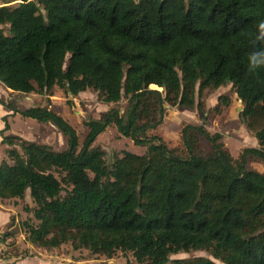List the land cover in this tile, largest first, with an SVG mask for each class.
I'll return each mask as SVG.
<instances>
[{
    "label": "trees",
    "instance_id": "obj_1",
    "mask_svg": "<svg viewBox=\"0 0 264 264\" xmlns=\"http://www.w3.org/2000/svg\"><path fill=\"white\" fill-rule=\"evenodd\" d=\"M264 0H22L0 6V83L12 92L71 95L91 89L115 104L72 126L45 106L12 112L55 125L67 148L6 135L0 199L29 190L36 223L22 222L29 243L137 264H218L171 254L206 251L222 264H264ZM230 84L258 147L233 158L219 132L187 123L179 147L153 132L166 104L192 108L205 89ZM156 86L157 88H152ZM121 101L125 104L120 105ZM227 97H218L226 104ZM1 102V100H0ZM200 106L201 103H198ZM202 106V105H201ZM256 127L257 119H261ZM145 148L108 165L93 145L107 127ZM14 145H18L17 149ZM11 146V147H10ZM251 159L262 171L247 168ZM5 242L9 232L2 233ZM0 264H15L2 261Z\"/></svg>",
    "mask_w": 264,
    "mask_h": 264
},
{
    "label": "rangeland",
    "instance_id": "obj_2",
    "mask_svg": "<svg viewBox=\"0 0 264 264\" xmlns=\"http://www.w3.org/2000/svg\"><path fill=\"white\" fill-rule=\"evenodd\" d=\"M153 87L156 88V86ZM4 93L1 94V97L5 98L8 104H14L19 109L45 106L60 115L75 130L79 147L82 146L87 133V128L83 122L89 118H100L107 109L115 106V104L101 103L98 92L91 89L80 92L77 96L69 95V93L59 87L53 88L52 95H39L38 93L27 95L8 90H5ZM220 96L227 97L228 101L226 104L218 102V97ZM198 103H201L202 106H199ZM124 104L125 101H121L120 105L123 106ZM241 108L242 103L237 99L230 84L214 90L205 89L202 94H196L195 106L192 108L166 104L163 122L153 133L159 135L169 147H179L181 145L180 130L183 125L187 123H204L205 128L210 133H221V141L224 147L233 158H237L243 149L241 147L243 145L240 142L242 134L248 132L247 124L239 114ZM13 113V115H9H16L13 121L10 119L12 130L31 138L28 141L48 144L54 150L67 148V137L55 125L49 122H39L22 116L17 112ZM260 121H262V118L254 121L258 123L256 127L262 124ZM255 129L257 128L254 126H252L251 130L249 129L252 136H254ZM6 135L14 136L15 134ZM20 138L24 139L23 137ZM251 141L252 139L249 137L247 143L250 144L252 143ZM93 145H99L105 151V160L108 165L112 163L115 156H121L123 151H129L134 154H143L145 151L144 147L133 144L130 138L121 136L114 126L107 127L104 132L99 134ZM5 146L9 147L7 144ZM14 146L19 149L18 145ZM5 157L7 159V155ZM247 168L261 171L263 164L258 159H251L247 163ZM0 203H4L5 206L13 209L10 225L5 226L0 232V235L4 232L10 233L5 242H0L1 262L11 261L14 257L20 256L21 258H41L50 261L52 264H137L130 252L122 253L117 251L112 257L107 258L104 255L93 254L87 249L73 250L69 243L49 250L36 244H31L28 242L22 227V222L27 219L36 223L32 212L26 210V207L31 208L34 205L30 198L29 190L25 192L23 198L0 199ZM194 256L207 257L218 264H222L219 260L213 259L206 251L202 250L179 252L171 254L170 258H189Z\"/></svg>",
    "mask_w": 264,
    "mask_h": 264
},
{
    "label": "crops",
    "instance_id": "obj_3",
    "mask_svg": "<svg viewBox=\"0 0 264 264\" xmlns=\"http://www.w3.org/2000/svg\"><path fill=\"white\" fill-rule=\"evenodd\" d=\"M22 0H0V6L1 5H16L17 3H19ZM5 90H8L7 88H5L3 85H1L0 83V162L3 159H6L5 157V153H6V149L8 148L7 146H5V144L1 143L2 137H1V130L4 128L5 125V121L4 119L6 118L8 125H9V130H7L5 133L6 134H15L18 135L20 137H23L26 140H31V138L25 137L23 136V134H21L20 132H15L12 130V126H11V121L10 119L13 121V118H15V116H9V115H13L14 113L9 110L8 108H6V106L4 105V103H7V101L5 100V98L1 97V94H3L5 92ZM10 91V90H8ZM5 94V93H4ZM212 106V105H211ZM18 115V114H17ZM29 118V117H28ZM248 132H246V134H242V139H241V144L243 146H241L242 148H246V147H258V140L257 138L251 135V131L247 128ZM252 139V143L248 144L247 140L248 138ZM262 171V170H261ZM4 205V206H3ZM13 212V209H11L9 206H5V204L0 203V232L5 228V226H9L10 222H11V213ZM8 262H13L15 264H52L50 261H46L44 259L41 258H31V257H24L21 258L19 257H14L11 261ZM1 263V261H0Z\"/></svg>",
    "mask_w": 264,
    "mask_h": 264
},
{
    "label": "water",
    "instance_id": "obj_4",
    "mask_svg": "<svg viewBox=\"0 0 264 264\" xmlns=\"http://www.w3.org/2000/svg\"><path fill=\"white\" fill-rule=\"evenodd\" d=\"M153 88H155V87H153ZM157 88V87H156ZM69 93V95H71V93L70 92H68ZM241 102V101H240Z\"/></svg>",
    "mask_w": 264,
    "mask_h": 264
},
{
    "label": "clouds",
    "instance_id": "obj_5",
    "mask_svg": "<svg viewBox=\"0 0 264 264\" xmlns=\"http://www.w3.org/2000/svg\"><path fill=\"white\" fill-rule=\"evenodd\" d=\"M262 27H264V25H262Z\"/></svg>",
    "mask_w": 264,
    "mask_h": 264
}]
</instances>
